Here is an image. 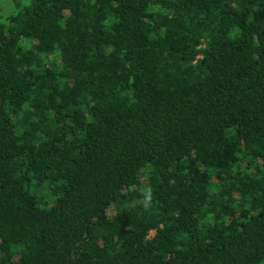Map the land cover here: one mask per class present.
<instances>
[{
	"label": "trees",
	"instance_id": "obj_1",
	"mask_svg": "<svg viewBox=\"0 0 264 264\" xmlns=\"http://www.w3.org/2000/svg\"><path fill=\"white\" fill-rule=\"evenodd\" d=\"M0 264H264V0L0 7Z\"/></svg>",
	"mask_w": 264,
	"mask_h": 264
},
{
	"label": "rangeland",
	"instance_id": "obj_2",
	"mask_svg": "<svg viewBox=\"0 0 264 264\" xmlns=\"http://www.w3.org/2000/svg\"><path fill=\"white\" fill-rule=\"evenodd\" d=\"M15 1L23 2L24 0H0V7H1L2 13L7 14L11 12L14 9Z\"/></svg>",
	"mask_w": 264,
	"mask_h": 264
}]
</instances>
